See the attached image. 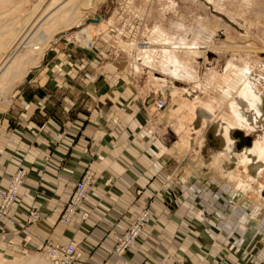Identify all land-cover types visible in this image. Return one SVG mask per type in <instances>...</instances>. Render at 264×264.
Masks as SVG:
<instances>
[{"label":"crops","instance_id":"obj_1","mask_svg":"<svg viewBox=\"0 0 264 264\" xmlns=\"http://www.w3.org/2000/svg\"><path fill=\"white\" fill-rule=\"evenodd\" d=\"M56 46L51 56L64 48ZM63 54L0 111V203L11 177L27 171L0 224L2 252H35L60 239L77 244L84 264H264V202L242 208L234 192L222 196L194 175L197 168L171 166L169 143L150 134L162 126L163 135L171 122L156 111V86L92 55ZM87 170L95 174L83 208L90 217L64 225V205ZM33 208L41 221L29 224ZM145 210L155 220L114 257L115 237Z\"/></svg>","mask_w":264,"mask_h":264},{"label":"rangeland","instance_id":"obj_2","mask_svg":"<svg viewBox=\"0 0 264 264\" xmlns=\"http://www.w3.org/2000/svg\"><path fill=\"white\" fill-rule=\"evenodd\" d=\"M53 2L7 0L3 10L21 30ZM96 17L100 25L91 22ZM87 27L89 36L79 34ZM69 28L55 34L12 90L0 96V111L38 70H54L60 54L92 55L101 66L115 64L140 84L156 86L155 101L167 103L157 112L171 122L163 135L162 126L150 134L169 143L172 167L197 168L194 175L219 185L222 196L234 192L242 208L262 206L264 115L243 119L237 105L242 95L253 103L250 87L264 97V0H103ZM56 44L64 48L51 56ZM0 252V264L48 262L37 250Z\"/></svg>","mask_w":264,"mask_h":264},{"label":"bare ground","instance_id":"obj_3","mask_svg":"<svg viewBox=\"0 0 264 264\" xmlns=\"http://www.w3.org/2000/svg\"><path fill=\"white\" fill-rule=\"evenodd\" d=\"M102 1L54 0L48 9L39 11V8L33 18H29L27 24L18 30L13 26L15 21H8L9 13L3 10L7 0H0V96L8 92L13 84L26 73V70L34 65L42 48L55 34L70 29L69 27L78 23L84 11L94 8ZM88 29L90 28H85L79 34L89 36ZM243 74L248 76L250 72L246 69ZM250 88L255 95L252 99L253 103L243 95L238 98L237 107L243 119L264 115V97L258 95L252 87ZM2 255L0 252V259Z\"/></svg>","mask_w":264,"mask_h":264},{"label":"built area","instance_id":"obj_4","mask_svg":"<svg viewBox=\"0 0 264 264\" xmlns=\"http://www.w3.org/2000/svg\"><path fill=\"white\" fill-rule=\"evenodd\" d=\"M167 103L163 98L156 101V111H163ZM27 171L20 167L16 174L11 177L9 188L3 194L0 203V224L4 225L10 220V215L14 206L18 203L20 189L25 185ZM95 180V174L91 170L83 173L80 181L74 184L72 193L64 205V210L60 218V223L69 225L79 219L81 222L89 219L90 214L85 211L84 205L89 197ZM28 223L34 224L41 221L39 210L33 208L28 215ZM153 214L145 210L124 232L115 237V245L112 254L116 258L125 256L132 250L141 238L144 230L152 223ZM49 264H84V259L80 256V250L75 242H66L59 239H49L44 241L37 249Z\"/></svg>","mask_w":264,"mask_h":264},{"label":"water","instance_id":"obj_5","mask_svg":"<svg viewBox=\"0 0 264 264\" xmlns=\"http://www.w3.org/2000/svg\"><path fill=\"white\" fill-rule=\"evenodd\" d=\"M91 22L99 24L101 22L100 17H96L95 20H92Z\"/></svg>","mask_w":264,"mask_h":264}]
</instances>
